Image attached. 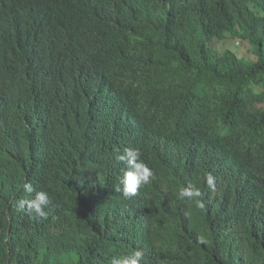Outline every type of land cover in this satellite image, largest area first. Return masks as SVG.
Listing matches in <instances>:
<instances>
[{
  "label": "trees",
  "instance_id": "trees-1",
  "mask_svg": "<svg viewBox=\"0 0 264 264\" xmlns=\"http://www.w3.org/2000/svg\"><path fill=\"white\" fill-rule=\"evenodd\" d=\"M227 36L244 57L211 48ZM125 148L153 171L132 197ZM25 182L45 218L18 208ZM189 185L203 209L178 198ZM134 249L264 264V0H0V264Z\"/></svg>",
  "mask_w": 264,
  "mask_h": 264
},
{
  "label": "clouds",
  "instance_id": "clouds-1",
  "mask_svg": "<svg viewBox=\"0 0 264 264\" xmlns=\"http://www.w3.org/2000/svg\"><path fill=\"white\" fill-rule=\"evenodd\" d=\"M115 160L126 165L122 174L118 177L116 191L125 197L135 196L142 185H146L153 177V171L142 160L138 149L125 148L117 150ZM206 185L211 191L216 189L215 177L209 173L206 178ZM22 189L27 194H34L31 199H21L17 202L20 209L27 208L34 218H45L47 213L45 208L51 203L49 194L46 191H36L31 183L22 184ZM203 193L198 187L187 186L179 190L178 198H187L193 201L197 207L203 209ZM144 259L143 251L134 249L126 256L113 257L110 264H141Z\"/></svg>",
  "mask_w": 264,
  "mask_h": 264
},
{
  "label": "rangeland",
  "instance_id": "rangeland-1",
  "mask_svg": "<svg viewBox=\"0 0 264 264\" xmlns=\"http://www.w3.org/2000/svg\"><path fill=\"white\" fill-rule=\"evenodd\" d=\"M227 38L228 39L225 42L214 41L211 44V48L215 49L219 53H222L227 49L232 53L239 55L240 57H244L249 47V43L247 41L240 40L237 38H231L230 36H227Z\"/></svg>",
  "mask_w": 264,
  "mask_h": 264
}]
</instances>
